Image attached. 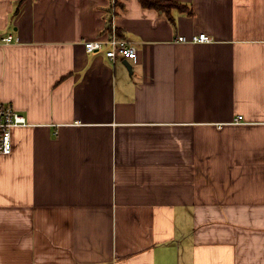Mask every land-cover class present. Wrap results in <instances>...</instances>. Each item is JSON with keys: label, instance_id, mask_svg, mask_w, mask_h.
Masks as SVG:
<instances>
[{"label": "crops", "instance_id": "obj_1", "mask_svg": "<svg viewBox=\"0 0 264 264\" xmlns=\"http://www.w3.org/2000/svg\"><path fill=\"white\" fill-rule=\"evenodd\" d=\"M112 1L0 0V264H264V0Z\"/></svg>", "mask_w": 264, "mask_h": 264}, {"label": "built area", "instance_id": "obj_2", "mask_svg": "<svg viewBox=\"0 0 264 264\" xmlns=\"http://www.w3.org/2000/svg\"><path fill=\"white\" fill-rule=\"evenodd\" d=\"M113 6L117 9L119 0H113ZM14 41L13 37L3 39L6 44H11ZM179 42H189L185 37L179 38ZM212 42L206 34H201L191 40L193 44H208ZM88 53H98L105 48H110L106 52V57L110 60L118 58L126 61H133L138 58L137 49L132 43L122 40L118 37L116 30L113 29L110 38L106 42H87L85 44ZM243 117L236 120L237 124H242ZM29 123L26 117L22 116L12 104L4 103L0 97V157L10 156L14 149L13 132L17 129L27 128Z\"/></svg>", "mask_w": 264, "mask_h": 264}, {"label": "trees", "instance_id": "obj_3", "mask_svg": "<svg viewBox=\"0 0 264 264\" xmlns=\"http://www.w3.org/2000/svg\"><path fill=\"white\" fill-rule=\"evenodd\" d=\"M139 2L141 6L146 10H155L160 13L167 14L172 22L173 18L171 17V13L173 11H187V13L189 14L187 6H183L175 2H170L166 0H139ZM117 33L120 36L119 32Z\"/></svg>", "mask_w": 264, "mask_h": 264}, {"label": "water", "instance_id": "obj_4", "mask_svg": "<svg viewBox=\"0 0 264 264\" xmlns=\"http://www.w3.org/2000/svg\"><path fill=\"white\" fill-rule=\"evenodd\" d=\"M126 66H127L128 70H129L130 72H132V67L130 66V64H129L128 62H126Z\"/></svg>", "mask_w": 264, "mask_h": 264}]
</instances>
